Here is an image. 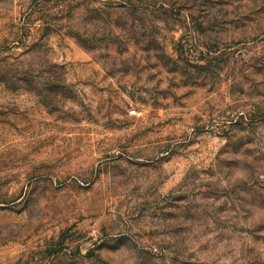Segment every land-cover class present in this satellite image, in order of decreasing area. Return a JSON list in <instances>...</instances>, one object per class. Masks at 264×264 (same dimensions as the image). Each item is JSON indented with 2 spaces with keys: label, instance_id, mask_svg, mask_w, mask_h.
Here are the masks:
<instances>
[{
  "label": "rangeland",
  "instance_id": "374dc122",
  "mask_svg": "<svg viewBox=\"0 0 264 264\" xmlns=\"http://www.w3.org/2000/svg\"><path fill=\"white\" fill-rule=\"evenodd\" d=\"M0 264H264V0H0Z\"/></svg>",
  "mask_w": 264,
  "mask_h": 264
}]
</instances>
